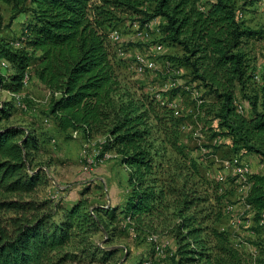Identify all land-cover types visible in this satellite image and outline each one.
I'll return each instance as SVG.
<instances>
[{"label":"trees","instance_id":"trees-1","mask_svg":"<svg viewBox=\"0 0 264 264\" xmlns=\"http://www.w3.org/2000/svg\"><path fill=\"white\" fill-rule=\"evenodd\" d=\"M0 2L10 6L15 17L29 5L34 15L19 40H0V59L12 70L9 76L0 75V89L18 95L25 77L32 75L51 94L50 117L60 132H78L86 142L105 137L98 158L113 153L128 170L123 221L149 237L171 227L177 245L174 264H264L263 244H255V256L245 254L228 230L214 226L223 220L224 196H216L215 208L207 190L202 191L207 183L182 142L185 118L156 97H138L123 87L110 51V31L123 15H138L142 26L163 19L159 42L181 49L169 62L188 69L192 82L205 91L200 96L202 112L225 129L220 134L230 138L235 154L264 159V71L258 89H252L257 58L249 50L250 42L263 36L247 26L235 0H155L152 14L140 9L139 0ZM239 93L251 108L249 117L238 111ZM13 108L11 102L0 103V124L10 119ZM39 144L34 131L0 126V214L14 213L10 228L0 220V264L76 261V255L64 249L77 236L78 219H91L81 216L80 203L67 209L34 198L47 184L42 169L30 168ZM248 183L244 204L264 225V175H250ZM95 210L108 217L110 227L118 221V209L112 205ZM117 254V249H94L88 259L107 264Z\"/></svg>","mask_w":264,"mask_h":264},{"label":"rangeland","instance_id":"rangeland-1","mask_svg":"<svg viewBox=\"0 0 264 264\" xmlns=\"http://www.w3.org/2000/svg\"><path fill=\"white\" fill-rule=\"evenodd\" d=\"M235 1L247 26L262 32V39H254L249 44V50L257 58V83H252V89H258L264 71V0ZM139 2L141 10L147 14L153 13L155 0ZM98 3L100 0H92V4ZM32 11L33 6L29 5L28 11L15 17L11 7L0 2V40H19L25 26L34 20ZM163 22V19H156L149 26H142L138 15H123L112 28L110 51L119 79L122 86L136 96H154L161 100L162 105L167 104L185 118L182 142L186 146L188 159L196 160L207 183L201 189L207 190L209 204H214L215 208H218L214 200L216 196H224L223 220L214 226L219 230H228L232 242L240 251L255 256V244L264 245V225L263 221L258 223L256 214L245 206L244 198L250 187L249 176L264 175V159L256 154H235L230 138L220 134L225 129L218 128L217 122L202 112L200 96L205 91L192 82L188 69H177L169 62V58L182 54L181 49L159 42L163 37L159 25ZM159 46H162L161 50ZM137 60H142V63ZM11 73L10 63L0 59V75L6 77ZM178 88L179 91L173 95ZM13 96V93L0 89V103L14 104L12 116L8 121H2L0 126H22L39 137V148L32 151L30 168L42 169L47 184L39 187L34 198L50 200L67 209L80 203L81 216L91 217L87 222L84 218L78 219L77 236L64 249V253L75 254L77 260L65 264H99L98 261H89V254L94 249L104 248L118 250L117 256L107 264H173L175 239L171 227L160 228L159 234L149 237L122 220L121 210L129 189L128 170L113 153L110 159L100 162L103 157H98L102 153L105 137L99 135L92 142H86L78 132H60L50 117L51 94L32 75L24 90ZM205 98L208 101L214 99L209 96ZM236 104L239 113L241 107L243 115L251 116V108L240 93ZM87 155L97 160L92 169H88ZM244 168H247L246 172ZM111 205L118 209L117 219L120 223L113 222L110 227L108 217L103 212L98 214L95 209ZM57 214L59 218L61 214ZM12 216V212L0 214L2 225L10 228L9 218ZM99 217L101 222L97 223ZM112 229L113 232L110 231ZM157 245L163 252L155 251ZM82 250H88L87 255L81 254Z\"/></svg>","mask_w":264,"mask_h":264},{"label":"built area","instance_id":"built-area-1","mask_svg":"<svg viewBox=\"0 0 264 264\" xmlns=\"http://www.w3.org/2000/svg\"><path fill=\"white\" fill-rule=\"evenodd\" d=\"M116 38H117V33H116ZM158 49L161 50L162 49V46H159ZM137 61H141V63H142V60H137ZM149 67L151 68V65H149ZM28 83H29V77L26 76L25 86H27ZM18 103H20V102H18ZM241 113L243 114L244 113V110H241ZM92 162H97V160H90V156L87 155V166H88V169H92ZM246 171H247V168H244V172H246ZM158 249H159V245L156 246V250L155 251L158 252Z\"/></svg>","mask_w":264,"mask_h":264},{"label":"bare ground","instance_id":"bare-ground-1","mask_svg":"<svg viewBox=\"0 0 264 264\" xmlns=\"http://www.w3.org/2000/svg\"><path fill=\"white\" fill-rule=\"evenodd\" d=\"M25 81H26V77H25ZM242 110V108L240 107V111ZM105 153V152H104ZM102 156H103V154H102ZM111 158V153H105L104 154V156H103V159H100L101 161L100 162H103V161H105V160H108V159H110ZM113 158V157H112ZM90 160H94V159H90ZM97 164V162H92V167L94 166V165H96ZM129 221V220H128ZM158 251H160V252H162L163 250L161 249V248H159L158 249Z\"/></svg>","mask_w":264,"mask_h":264},{"label":"crops","instance_id":"crops-1","mask_svg":"<svg viewBox=\"0 0 264 264\" xmlns=\"http://www.w3.org/2000/svg\"><path fill=\"white\" fill-rule=\"evenodd\" d=\"M173 244H174V249H173V256L175 255V250H176V247H177V245H176V243H175V241L173 240ZM163 252V251H162ZM162 254V253H161ZM172 262H173V260H172ZM173 264H174V262H173Z\"/></svg>","mask_w":264,"mask_h":264}]
</instances>
